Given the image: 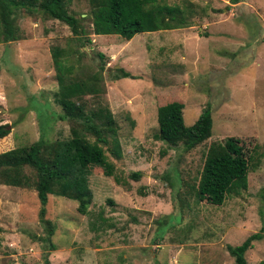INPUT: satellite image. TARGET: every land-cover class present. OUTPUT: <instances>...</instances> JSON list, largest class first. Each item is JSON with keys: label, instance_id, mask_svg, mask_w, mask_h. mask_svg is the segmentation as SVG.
Listing matches in <instances>:
<instances>
[{"label": "rangeland", "instance_id": "374dc122", "mask_svg": "<svg viewBox=\"0 0 264 264\" xmlns=\"http://www.w3.org/2000/svg\"><path fill=\"white\" fill-rule=\"evenodd\" d=\"M160 1L188 13L192 7V25L125 40L94 34L87 18L78 40L41 12L15 11L20 39L0 42V123L10 127L0 152L29 145L43 131L49 140L69 136L53 98V46L72 61L80 58L77 49L85 51L81 59L91 69L101 52L102 100L116 121L121 151L120 158L106 155L121 184L92 168L86 214L77 212V201L49 195L45 217L54 223V250L43 241L47 230L34 189L0 184V264H46V257L50 264H235L226 245L252 233L261 238L245 258L248 264L264 259V0ZM68 8L85 17L89 0H71ZM119 67L134 78L108 75ZM171 101L183 103L188 126L209 106L210 138L188 151L157 139V107ZM238 134L257 145L247 187L219 206L197 202L188 183L197 182L208 145ZM136 171L138 179L130 176Z\"/></svg>", "mask_w": 264, "mask_h": 264}, {"label": "trees", "instance_id": "16d2710c", "mask_svg": "<svg viewBox=\"0 0 264 264\" xmlns=\"http://www.w3.org/2000/svg\"><path fill=\"white\" fill-rule=\"evenodd\" d=\"M70 1L0 0V42L20 39L13 24L14 13L19 9L41 12L66 24L78 40L85 33L82 21L87 18L91 20L94 34H117L125 40L141 32L192 25V7H187L188 13L177 4L160 0H89V14L85 17L70 12ZM51 51L57 81L53 98L61 110L58 118L69 123V136L49 140L42 130L39 139L31 144L0 152V184L33 188L36 193L38 218L47 230L43 241L48 250L56 249L52 242L54 223L45 217L49 195L77 201V212L86 214L92 201L88 182L91 169L100 167L106 176H114V164L108 160L106 150L116 158L121 157L116 121L108 104L102 100L105 92L103 53H97L100 62L97 69H91L82 62L81 57L87 56L85 51L77 49L80 58L74 61L64 58L59 46H53ZM108 75L113 79L134 78L122 67L110 70ZM183 107L182 102L171 101L158 106L156 115V138L178 151H188L205 142L212 128L209 106L203 108L190 126L184 122ZM9 132V124L0 123V139ZM247 139L248 135H231L208 145L197 182L188 183L189 194L197 202L219 206L228 195L238 194L247 187L249 166L257 164V157L252 161L257 145ZM130 176L138 179L140 172H132ZM114 180L121 184L118 177L114 176ZM260 238L259 233H252L240 244L226 245L235 264H248L245 252ZM45 261L50 264L47 257ZM258 264H264V259Z\"/></svg>", "mask_w": 264, "mask_h": 264}]
</instances>
